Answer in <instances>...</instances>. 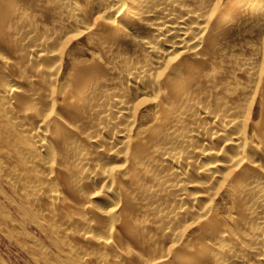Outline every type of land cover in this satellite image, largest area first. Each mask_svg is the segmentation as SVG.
I'll return each mask as SVG.
<instances>
[{
  "label": "bare ground",
  "instance_id": "6f19581e",
  "mask_svg": "<svg viewBox=\"0 0 264 264\" xmlns=\"http://www.w3.org/2000/svg\"><path fill=\"white\" fill-rule=\"evenodd\" d=\"M0 177L78 264H264V0H0Z\"/></svg>",
  "mask_w": 264,
  "mask_h": 264
},
{
  "label": "rangeland",
  "instance_id": "374dc122",
  "mask_svg": "<svg viewBox=\"0 0 264 264\" xmlns=\"http://www.w3.org/2000/svg\"><path fill=\"white\" fill-rule=\"evenodd\" d=\"M86 46V40L82 36L67 45V66L59 77V82L64 81L68 64L72 60L83 61L90 58L88 54L82 53ZM143 107L142 112L151 108L148 104ZM222 197L217 198V208L224 214L230 208V203ZM36 210L27 205L18 192L10 189L0 177V264H78L63 249L59 238L49 228L47 216ZM187 232L191 238L200 233L194 225Z\"/></svg>",
  "mask_w": 264,
  "mask_h": 264
}]
</instances>
